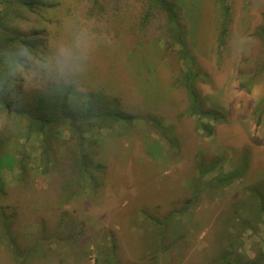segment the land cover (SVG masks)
<instances>
[{
    "label": "rangeland",
    "instance_id": "rangeland-1",
    "mask_svg": "<svg viewBox=\"0 0 264 264\" xmlns=\"http://www.w3.org/2000/svg\"><path fill=\"white\" fill-rule=\"evenodd\" d=\"M45 1L22 28L34 29L50 51L67 38L66 20L77 27L81 17L90 21L103 42L81 90H102L127 109L157 115L169 139L145 120L122 133L93 130L88 137L106 166L103 184L95 192L76 186L68 197L75 157L68 132L46 171L38 139L13 138L5 152L15 165L1 170L0 264H213L232 238L253 257L264 237L253 214V188L264 190V55L254 36L264 23V0H227L228 19L217 0H179L194 69L206 78L197 82L202 108L220 115L204 119L211 134L187 112L179 82L186 64L179 45L168 42L164 13L144 33L147 0ZM195 195L189 211L176 212ZM234 213L254 220L252 227L230 221Z\"/></svg>",
    "mask_w": 264,
    "mask_h": 264
},
{
    "label": "trees",
    "instance_id": "trees-1",
    "mask_svg": "<svg viewBox=\"0 0 264 264\" xmlns=\"http://www.w3.org/2000/svg\"><path fill=\"white\" fill-rule=\"evenodd\" d=\"M221 15L226 19L230 15V5L227 0H217ZM147 10L141 20V29L145 33L152 19L157 13H164L163 30L168 35L170 46L179 45L177 49L179 60L186 64L179 82L184 86L189 109L187 112L198 118V128L208 134L212 133V126L205 122L206 117L219 118L218 112L210 108H202L200 92L197 82L206 80L200 71L194 69L195 59L189 43L188 22L184 11L181 9L179 0H147ZM39 6H48L45 0H0V46L12 42L29 43L37 51L42 46L36 37L34 29L24 30L21 23L27 18V13L35 12ZM226 25V24H225ZM223 25L220 31L219 44H225L227 26ZM255 38L260 42L261 52L264 55V23L254 32ZM258 42V43H259ZM190 61L189 64L187 62ZM26 108L20 112H11V118L6 120L4 129L0 128V193L3 192L4 182L1 174L2 169H12L16 157L11 151L5 149L11 146L13 138L30 140L35 137L41 155L44 159V170L48 169L57 160V150L65 132H68L70 140L74 143L75 157L71 178L67 181L66 191L68 197L77 191L90 189L95 192L103 184L102 174L106 172L103 161L97 159L93 147L96 140L88 137L95 129H116L119 133L132 129L138 120H145L155 127L165 139L168 128L165 123L155 114L137 112L127 109L124 102L119 98L110 96L102 90L83 91L75 93L71 102L62 94L49 91L26 90L24 93ZM10 105L0 104V110H8ZM260 122V116L258 117ZM99 174V175H98ZM254 211L257 221L264 224V190L254 187ZM196 196L186 198L177 208L178 213H185L196 202ZM237 213L230 218L246 229L252 227V219H239ZM4 221H11L10 217L4 216ZM229 221V222H230ZM229 233V232H228ZM164 238V237H163ZM162 238V239H163ZM231 239V238H230ZM233 238L224 243L225 247L220 250L213 259V264H264V237L263 243L257 249L253 257H249L238 247ZM163 241V240H162ZM11 245L15 242L11 239Z\"/></svg>",
    "mask_w": 264,
    "mask_h": 264
},
{
    "label": "clouds",
    "instance_id": "clouds-1",
    "mask_svg": "<svg viewBox=\"0 0 264 264\" xmlns=\"http://www.w3.org/2000/svg\"><path fill=\"white\" fill-rule=\"evenodd\" d=\"M83 26L66 20L68 36L58 40L49 51L47 46L34 49L31 44L12 42L0 46V104L10 105L0 110V120H9L11 112L26 108V90L49 91L65 95L71 102L89 74L96 48L103 42L92 23L81 17Z\"/></svg>",
    "mask_w": 264,
    "mask_h": 264
}]
</instances>
